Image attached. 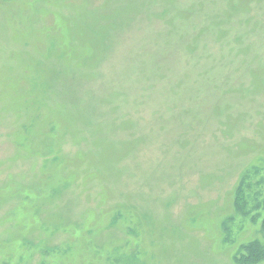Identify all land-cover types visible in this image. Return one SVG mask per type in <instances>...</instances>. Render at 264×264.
Instances as JSON below:
<instances>
[{
    "label": "rangeland",
    "instance_id": "1",
    "mask_svg": "<svg viewBox=\"0 0 264 264\" xmlns=\"http://www.w3.org/2000/svg\"><path fill=\"white\" fill-rule=\"evenodd\" d=\"M263 224L264 0H0V264H264Z\"/></svg>",
    "mask_w": 264,
    "mask_h": 264
},
{
    "label": "trees",
    "instance_id": "2",
    "mask_svg": "<svg viewBox=\"0 0 264 264\" xmlns=\"http://www.w3.org/2000/svg\"><path fill=\"white\" fill-rule=\"evenodd\" d=\"M21 107H23V106H21ZM19 114H23V112H21L19 110ZM27 126H28V124L23 125V127H27ZM28 133H31V131ZM240 199H241V194L236 196V198H235L238 205L240 204ZM7 214H9V213L7 212ZM263 229H264V224H263ZM244 248H245V251H244L245 255L241 256V260L243 261V263L251 264V262H254V261L257 262L260 259H262V252L263 251H262L261 246L258 242H255V243L251 242L248 245H246Z\"/></svg>",
    "mask_w": 264,
    "mask_h": 264
}]
</instances>
